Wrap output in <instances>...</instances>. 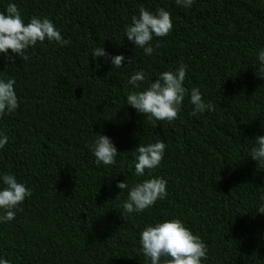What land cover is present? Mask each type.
<instances>
[{
    "label": "trees",
    "instance_id": "trees-1",
    "mask_svg": "<svg viewBox=\"0 0 264 264\" xmlns=\"http://www.w3.org/2000/svg\"><path fill=\"white\" fill-rule=\"evenodd\" d=\"M10 3L25 24L49 18L69 43H38L26 60L0 53V79L16 80L20 104L0 119L8 137L0 176L14 174L32 192L13 221L0 223V259L151 264L141 232L180 219L208 247L202 264H264V163L251 158L256 137L264 136V78L257 74L264 0H194L191 8L175 0H0V12ZM141 6L154 14L164 8L174 25L153 38L151 56L125 36ZM98 47L124 56L122 67L94 58ZM181 63L188 95L178 119L155 121L127 104L129 93ZM138 71L147 77L140 89L128 82ZM193 88L215 111L191 114ZM95 135L112 140L115 165L96 164ZM158 141L166 144L161 165L137 176L133 152ZM152 177L167 181V197L126 220L130 188ZM120 182L129 188H117Z\"/></svg>",
    "mask_w": 264,
    "mask_h": 264
},
{
    "label": "clouds",
    "instance_id": "clouds-1",
    "mask_svg": "<svg viewBox=\"0 0 264 264\" xmlns=\"http://www.w3.org/2000/svg\"><path fill=\"white\" fill-rule=\"evenodd\" d=\"M177 6L191 8L194 0H175ZM140 15L132 17V23L125 27V36L136 47L144 50L145 55L151 56L155 48L151 46L154 37L168 36L174 28L171 13L164 8L157 9L156 13L140 8ZM56 42L61 46L69 41L64 40L54 23L47 17L41 19L33 16L25 24L21 12L15 3H10L5 12H0V53L12 61L11 52L18 57L27 59L26 52L38 43L45 41ZM160 45L157 44L156 48ZM94 58L105 57L111 61L115 68H121L125 57L118 55L111 57L103 47L93 51ZM258 59L264 65V50L258 53ZM133 61H129V65ZM187 65L181 63L175 71H165L160 74L155 82L141 91L131 92L127 95V104L145 117L154 118L155 121L172 122L179 118L188 90L184 87ZM257 74L264 78V67ZM146 74L138 71L128 81L136 89L146 82ZM16 80L9 78L7 81L0 79V119L10 115L20 107L15 92ZM190 103L194 106L193 116L206 111H215V105L210 101L205 102L199 88L190 92ZM90 150L95 157L97 165H115L118 149L112 140L105 135H95ZM8 143L7 135L0 132V149ZM166 151L163 141L140 144L133 152L136 157L135 172L137 176L148 175L161 165ZM251 158L256 162L264 163V136H257L254 147L251 149ZM4 187L0 189V223H8L15 219L16 212L22 210L20 205L31 197L32 192L24 184L18 182L14 174L0 176ZM117 188L128 189L127 182H120ZM123 194V193H122ZM121 194V195H122ZM167 181L163 178L152 177L133 185L124 202L123 218L128 219L132 213H142L154 206L158 200L167 197ZM118 195L117 199L121 196ZM264 200V197L261 198ZM259 212L264 214V204L259 207ZM142 252L151 264H202L208 258V247L197 234L186 227L180 219L158 222L155 226H147L140 234ZM0 264H10L8 259H0Z\"/></svg>",
    "mask_w": 264,
    "mask_h": 264
}]
</instances>
